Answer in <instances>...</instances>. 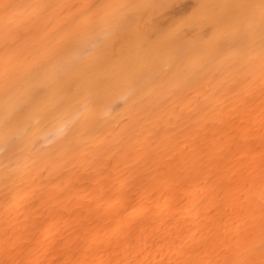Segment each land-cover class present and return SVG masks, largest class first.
<instances>
[{
    "label": "snow or ice",
    "instance_id": "obj_1",
    "mask_svg": "<svg viewBox=\"0 0 264 264\" xmlns=\"http://www.w3.org/2000/svg\"><path fill=\"white\" fill-rule=\"evenodd\" d=\"M179 7L176 0H0V155L9 161L0 171V264H264V0L199 5L215 30L188 45L171 38L178 29L161 25ZM178 52L184 67L173 80L180 83L171 118L188 117L203 127L193 133L201 146L192 148L193 158L174 182L189 193L185 220L203 216L204 226L176 225L145 238L148 229L134 216L108 219L101 194L60 212L86 213L105 228L82 231L55 248L34 242L30 217L20 212L28 207L29 180L60 157L92 159L106 148L110 137L97 147L91 141L99 139L110 97L126 90L135 101L155 82L161 61ZM53 126L61 136L41 155ZM145 134L154 135L155 125ZM191 147L185 144L184 151ZM225 153L234 154L239 171L224 172ZM118 154L105 152L110 160ZM99 171L96 163L86 167L82 183L98 184ZM119 195L127 197L123 189Z\"/></svg>",
    "mask_w": 264,
    "mask_h": 264
},
{
    "label": "bare ground",
    "instance_id": "obj_2",
    "mask_svg": "<svg viewBox=\"0 0 264 264\" xmlns=\"http://www.w3.org/2000/svg\"><path fill=\"white\" fill-rule=\"evenodd\" d=\"M51 2L79 4L95 0ZM176 2L180 7L169 12L161 20L162 29L164 31L178 29L171 38L183 45L210 39L215 29L213 25L207 24L206 14L199 9V5L209 3L211 0ZM154 39L161 40V37L157 34ZM2 55L0 52V56ZM179 56L178 52L161 61L153 77L155 82L146 93L136 97L135 101L129 99L131 93L126 90H121L110 97L101 114L103 123L98 133L99 139L91 141L92 145L97 147L110 137L106 148L97 151L92 159H85L82 156L60 157L47 171L41 168L36 176L29 180L31 188L24 193V203L28 207L27 209L21 207L20 212L30 217L27 225L34 242L44 248H55L61 240L68 243L82 231L91 229L99 231L105 228L103 220L93 222L86 213L71 215L60 212L62 208H75L78 202L98 198L101 194L107 202L106 211L110 208L108 219L126 222L129 216H134L140 226L148 229L145 238L153 231L165 234L175 230L176 225L190 227L193 230L204 226L207 221L203 216L200 220L194 217L185 220L188 215V201L185 197L189 193L178 180L174 182V178L179 177L185 168L186 161L193 158L192 148L199 149L201 146V142H194L193 133L197 127H203L197 126L188 117L179 121L171 118L173 101L176 100L173 94L180 83L179 81L173 83V80L176 73L182 71L184 67ZM227 102H229L227 98L218 101L221 106ZM256 103L258 105L259 101ZM2 104L3 98L0 96V107ZM149 114L151 119L147 118ZM142 118L143 122L139 123ZM153 125L154 135L150 138L147 134L141 135L145 128L152 129ZM205 131L211 135L215 129L209 128ZM60 136L61 130L58 126L48 129L46 138L41 142L45 146L41 150V155L48 151L46 146L54 144ZM185 144L192 145L188 152L184 151ZM105 152L119 154L110 160L105 156ZM129 153L133 155L130 156ZM93 163L100 169L95 177L99 183L95 184L90 179L89 183L84 184L81 176L84 169ZM7 164L9 161L0 155V171ZM258 165L259 160L256 161V166ZM221 168L225 173L229 168L239 171L240 164L234 158V154L225 153ZM3 187L0 183V194ZM121 189L127 193L124 199L119 195ZM132 193L138 195L133 197ZM161 193H165L163 199ZM36 201L39 203L34 204ZM212 203L210 198L208 204ZM133 208L137 210L135 213ZM3 216L4 212L0 211V218ZM2 223L0 219V232L3 231Z\"/></svg>",
    "mask_w": 264,
    "mask_h": 264
}]
</instances>
